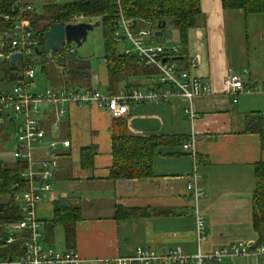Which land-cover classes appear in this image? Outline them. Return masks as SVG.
Returning <instances> with one entry per match:
<instances>
[{
	"label": "crops",
	"instance_id": "0c3cea01",
	"mask_svg": "<svg viewBox=\"0 0 264 264\" xmlns=\"http://www.w3.org/2000/svg\"><path fill=\"white\" fill-rule=\"evenodd\" d=\"M199 8L200 23L187 31V57L195 65L188 66V70L209 86L211 94L191 102L174 98L168 102L129 105L123 117L131 136H175L182 137L183 144L192 142L195 161L182 146H163L153 159L152 178L111 182L107 177L112 165V118L97 107L68 106L58 138L68 140L70 145L59 148L52 180L58 188L54 187L53 193L36 207L43 245L75 251L83 264L129 257L138 248L157 254L173 249L196 254L193 204L186 190L193 165L204 193L199 200L205 233L200 251H215L239 242L257 245L251 203L254 169L258 163H264V150L258 135L247 133L245 125L247 119L264 115V93L257 91L264 87V13L245 15L225 10L221 0H199ZM1 42L0 35V45ZM230 74L240 77L245 91L236 102L225 94L222 83ZM100 75L98 83L92 77L93 89L104 86L108 90L105 63ZM132 77L135 81L128 80V76L113 91L146 87L151 82L141 73ZM12 85L0 72V93L9 91ZM189 107L194 118L187 113ZM47 117L42 121L44 130L50 126ZM90 146L97 151L93 168L83 170L80 150ZM0 163H15L11 152L1 147ZM8 198L1 196L0 203H6ZM57 201L80 210L71 244L65 241L61 225L52 230L48 227ZM125 211L136 212L137 216L126 215ZM142 211L143 215L137 213ZM3 231L4 239L22 233L15 225H8ZM222 264H264V258H235Z\"/></svg>",
	"mask_w": 264,
	"mask_h": 264
},
{
	"label": "built area",
	"instance_id": "2783aa9c",
	"mask_svg": "<svg viewBox=\"0 0 264 264\" xmlns=\"http://www.w3.org/2000/svg\"><path fill=\"white\" fill-rule=\"evenodd\" d=\"M114 3L115 43L128 41L131 44L132 50L126 49L122 54L132 57L137 69L148 70L149 74L141 73V75L151 80L146 87H133L115 95L97 89L83 88L68 90L47 88L42 92L32 91L36 74L32 59L37 56L39 39L38 33L30 26L24 15L33 13L34 7L31 3L18 0L10 6L9 14L2 18L5 22H12L10 31L3 34L5 39L0 45V60L9 63L12 55L19 54L21 58L15 63L23 64L22 77L13 83L9 91L0 93V118H8L14 125L15 136L11 154L15 162L24 166V170L19 174L23 186L14 197L19 206L21 219L14 225L17 231L25 232L27 236L22 238V256L15 259L0 257V264L84 263L75 251H59L43 245L40 242V224L36 218L37 205L54 191L52 180L57 168L59 148H69L70 145L68 140L58 138L59 127L67 115L68 106L97 107L107 111L112 119H117L125 117L129 105L168 102L174 98L191 102L198 97L211 94L207 84L182 67L177 44L170 47L153 44L158 22L145 19L127 20L123 16L120 1L115 0ZM13 13L15 18L11 17ZM78 20L95 19H87L82 15L73 16L66 24L82 23L77 22ZM72 53L71 48L69 54ZM194 66V62L189 61V67L194 68ZM132 76L134 75L129 77ZM222 83L225 94L231 97L233 102L245 92L242 81L236 74L227 75ZM257 91L264 93V87ZM187 113L190 118L195 117L190 107ZM46 116L50 119V126L44 130L42 121ZM45 139H47L46 143H44ZM182 149L189 152L195 161L192 142L183 144ZM198 181L199 175L193 165L186 190L191 194L193 204L192 216L195 221L198 246L196 254L187 255L179 249L157 254L138 248L129 257L114 258L102 264H222L235 258H264V244L239 242L215 251H200V242L205 240V233L203 218L199 211V200L203 198L204 193ZM15 239L17 237L9 236L5 242L10 244Z\"/></svg>",
	"mask_w": 264,
	"mask_h": 264
},
{
	"label": "trees",
	"instance_id": "16d2710c",
	"mask_svg": "<svg viewBox=\"0 0 264 264\" xmlns=\"http://www.w3.org/2000/svg\"><path fill=\"white\" fill-rule=\"evenodd\" d=\"M18 0H0V35L5 39L4 33L10 31L11 22H5L3 16L9 14L10 6ZM24 1V0H22ZM121 10L125 19H145L154 22H165L172 26L178 35L179 58L184 69H188L187 57V31L196 27L201 20L199 0H119ZM115 0H72L57 3L47 2L42 5V14L35 12L27 13L24 18L30 26L38 33L40 53L37 57L45 54L43 51V34L52 24L68 23L73 16L82 15L87 19H95L102 29L103 60L109 79V95L117 94L113 87L131 75L140 73L149 74L148 70H140L134 65L132 57L119 53L114 40L116 6ZM221 6L225 10L241 11L245 15L264 13V0H221ZM14 14V13H13ZM11 15V14H10ZM42 15V18L40 17ZM15 18V14L11 15ZM71 47H64L61 53L49 54L58 65L62 86L68 89H93L91 68L88 59L68 57ZM73 54V53H72ZM46 59H42L43 63ZM23 64L15 66L0 60V72L4 74L5 80L15 82L19 80ZM41 71L45 67L41 66ZM127 125L123 118L112 119L110 127L111 134V157L112 165L108 171L107 180L116 182L118 180H147L153 177L152 162L159 149L163 146H182L185 141L182 137H136L127 132ZM247 133H254L260 139V147L264 150V115L247 119L245 125ZM97 151L94 146L85 147L80 150V167L83 170L93 168L94 157ZM24 166L18 162L12 165L0 163V197L8 196L6 203H0V257L19 258L23 254V239L27 236L25 232L16 235L13 243L7 244L3 237V228L14 225L21 219L18 203L14 197L21 190L23 183L20 173ZM255 190L252 195V228L257 236V244H264V163L255 165ZM61 201L54 204L53 218L48 223L52 230L61 225L65 232V241L72 243L74 237V225L80 217L78 207L62 206ZM120 212V209L117 210ZM131 211L126 212L129 215ZM144 214V211L137 212ZM131 216H137L136 212Z\"/></svg>",
	"mask_w": 264,
	"mask_h": 264
},
{
	"label": "rangeland",
	"instance_id": "374dc122",
	"mask_svg": "<svg viewBox=\"0 0 264 264\" xmlns=\"http://www.w3.org/2000/svg\"><path fill=\"white\" fill-rule=\"evenodd\" d=\"M34 7V12L39 15L42 14L43 6L47 2H57L63 3L61 0H28ZM77 22L82 23H95V20H78ZM163 36L161 38L153 39V44L162 46V47H170L175 45L178 42V35L176 30L168 25L162 30ZM73 49V54L68 57H78L88 59L89 65L91 68V75L94 77L95 81L98 83L99 77L101 76V71L104 70V61H103V40H102V29L101 27L95 28L93 31L87 34L86 41L82 44L81 47L75 48V46H70ZM132 50V46L128 41H123L117 44V50L119 53H123L125 50ZM42 59H46L43 65L40 63ZM32 63L34 68L36 69V74L34 77V92L43 91L45 88H58L62 86V81L60 80L58 65L52 59V56L48 53L42 54V57H35L32 59ZM41 66L45 67V71H41ZM128 80L135 81V78L131 77ZM99 87V86H98ZM101 92L106 93L107 88L99 87ZM6 117V116H4ZM4 120V121H3ZM2 125L0 126L3 130L0 132V147L8 152H12L13 143L11 141L14 140V131L13 124L8 120V118L0 119ZM53 187H57V182L52 181Z\"/></svg>",
	"mask_w": 264,
	"mask_h": 264
},
{
	"label": "water",
	"instance_id": "95a60500",
	"mask_svg": "<svg viewBox=\"0 0 264 264\" xmlns=\"http://www.w3.org/2000/svg\"><path fill=\"white\" fill-rule=\"evenodd\" d=\"M42 18V15H40ZM100 27L98 22L91 23H77V24H64L62 22L50 25V27L43 34V51L45 53H61L64 46H75L79 48L86 41L87 34L95 28ZM166 27L165 22L157 24V31L154 33L156 38L163 36L162 30ZM40 53V51H36ZM21 56L14 54L10 58V65L15 66ZM63 207L66 204H62Z\"/></svg>",
	"mask_w": 264,
	"mask_h": 264
}]
</instances>
